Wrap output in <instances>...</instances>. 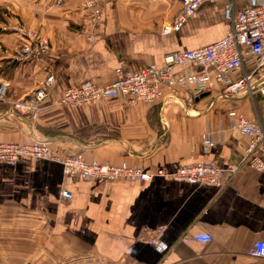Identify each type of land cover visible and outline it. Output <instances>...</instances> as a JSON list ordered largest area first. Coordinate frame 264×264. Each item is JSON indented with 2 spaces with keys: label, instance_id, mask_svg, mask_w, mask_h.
Returning <instances> with one entry per match:
<instances>
[{
  "label": "crops",
  "instance_id": "1",
  "mask_svg": "<svg viewBox=\"0 0 264 264\" xmlns=\"http://www.w3.org/2000/svg\"><path fill=\"white\" fill-rule=\"evenodd\" d=\"M0 0V142L47 140L62 156L81 153L88 163L141 166L166 175L136 179H91L65 174L59 162L19 156L0 162V264H264L248 251L264 241V173L242 164L221 186L175 180L190 164H238L246 139L229 125V111L251 118L244 95L195 94L193 86L165 90L158 101L124 98L72 107L58 103L62 91L114 80L118 64L136 71L165 65V55L222 38L229 22L227 0L202 3L182 27L165 36L163 27L180 0ZM244 0H235L240 10ZM10 26L44 35L47 50L32 63L17 62L14 50L26 41ZM199 67L173 66L177 77ZM53 75L36 111L20 114L12 102L25 98ZM216 142L208 148L203 138ZM218 138V139H217ZM71 192L69 199L59 195ZM162 227L158 246L148 243ZM208 233L207 243L183 242Z\"/></svg>",
  "mask_w": 264,
  "mask_h": 264
},
{
  "label": "built area",
  "instance_id": "2",
  "mask_svg": "<svg viewBox=\"0 0 264 264\" xmlns=\"http://www.w3.org/2000/svg\"><path fill=\"white\" fill-rule=\"evenodd\" d=\"M62 0H57L60 3ZM219 0H180L181 7L169 24L163 27L161 35L178 31L186 18L192 15L204 2ZM84 9L89 18L97 19L98 11L93 2L84 1ZM223 13L229 22L226 34L201 47L174 51L165 55V65L154 64L131 71L118 64L114 69L112 82L97 85L84 82L65 88L58 103L72 107L97 104L108 99L124 98L130 103H154L164 96V91L193 86L195 94H215L222 98L244 95L250 99L253 116L229 111V125L247 141L242 158L238 164H190L179 167L170 176L175 180L190 183L221 186L225 177L232 176L240 165L248 164L264 173V0H244L240 10H236L235 0H227ZM26 41L13 53L17 62L38 61L47 50L49 40L46 36L21 26H10ZM194 64L198 70H186L177 77L172 74L173 66ZM53 75L48 74L25 98L12 102V107L20 114L33 113L50 91ZM5 92V84L0 83V99ZM218 139V138H217ZM216 142L209 132L202 140L204 148ZM19 156H29L59 162L65 174H79L91 179H136L141 182L150 180L154 175H166L163 168L150 172L141 166L112 165L108 163H88L81 153L62 156L47 140H34L24 143L0 142V162L14 163ZM59 195L69 199L72 195L61 189ZM162 227L150 231L148 243L158 246V235ZM211 240L208 233H192L182 238L183 242L196 241L207 243ZM252 258L264 259V241H255L248 251Z\"/></svg>",
  "mask_w": 264,
  "mask_h": 264
},
{
  "label": "rangeland",
  "instance_id": "3",
  "mask_svg": "<svg viewBox=\"0 0 264 264\" xmlns=\"http://www.w3.org/2000/svg\"><path fill=\"white\" fill-rule=\"evenodd\" d=\"M248 101L250 102V99L247 97ZM252 106L251 102H250V107ZM251 110H252V107H251Z\"/></svg>",
  "mask_w": 264,
  "mask_h": 264
}]
</instances>
